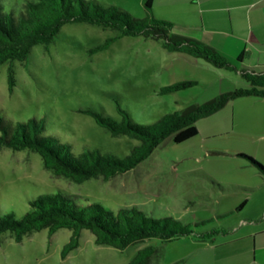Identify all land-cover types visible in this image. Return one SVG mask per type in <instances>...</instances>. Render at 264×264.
Instances as JSON below:
<instances>
[{"label":"rangeland","instance_id":"obj_1","mask_svg":"<svg viewBox=\"0 0 264 264\" xmlns=\"http://www.w3.org/2000/svg\"><path fill=\"white\" fill-rule=\"evenodd\" d=\"M23 1L1 0L7 10L16 11ZM94 1L137 18L171 22L170 32L186 36L196 32L202 7L215 2L152 0L146 7L145 0ZM118 33L85 21L64 23L47 46L36 44L25 61L13 62L12 91L7 87L9 63H1L0 116L12 123L43 118L45 133L69 142L75 153L99 149L124 156L139 141L112 135L81 110L119 121V105L133 121L148 124L232 90L236 79L247 86L235 71L168 50L162 39L123 35L105 49L88 51ZM177 81L192 83L160 92ZM244 107L243 117L253 128L209 138L197 133L181 142L166 137L147 158L109 180L91 177L77 183L52 174L34 151L0 147V214L20 217L38 194L62 191L80 204L100 202L114 210L135 205L150 216L173 217L189 230L171 240L149 238L117 249L95 244L93 233L82 229L78 247L64 258L68 228L50 236L43 228L19 241L7 231L0 235V264H127L145 245L154 247L148 264H251L255 249L257 256H262L259 249L264 255V178L238 153L264 165V112L260 104Z\"/></svg>","mask_w":264,"mask_h":264},{"label":"trees","instance_id":"obj_2","mask_svg":"<svg viewBox=\"0 0 264 264\" xmlns=\"http://www.w3.org/2000/svg\"><path fill=\"white\" fill-rule=\"evenodd\" d=\"M152 0H145L150 7ZM85 21L118 30V35L106 38L88 49L95 53L107 48L123 35H143L162 39L168 50L202 58L214 67L238 71L247 86L235 87L220 93L202 104H192L181 111L168 112L154 122L133 121L128 112L117 105L119 121L93 109H83L112 135L126 134L139 141L124 156L99 149L79 153L71 144L53 134L45 133L43 118L31 117L25 121L7 122L0 116V147L13 150L28 149L38 153L43 166L56 176L80 183L91 177L109 180L135 167L147 158L166 137L175 142L184 141L198 133L196 121L222 108L228 101L241 96L264 98V70L239 68L219 50L201 40L170 32L173 24L154 18H137L114 5H102L94 0H24L19 10H7L0 0V64L8 62L7 87L15 85L13 62L25 61L36 44L47 46L66 22ZM240 57L237 58V61ZM192 81H177L160 88V92L178 90ZM256 167L264 177V165L253 157L238 153ZM29 209L20 217L13 212L0 214V235L11 232L16 241L22 236L46 228L52 235L60 228H68L71 235L61 249L64 258L78 247L82 229L90 230L95 244H106L124 249L130 244L149 238L171 240L189 233L186 226L170 216H150L135 205L114 210L100 202L80 204L74 196L62 191L40 193L29 201ZM154 252L152 245L138 248L127 264H148Z\"/></svg>","mask_w":264,"mask_h":264},{"label":"crops","instance_id":"obj_3","mask_svg":"<svg viewBox=\"0 0 264 264\" xmlns=\"http://www.w3.org/2000/svg\"><path fill=\"white\" fill-rule=\"evenodd\" d=\"M194 28L196 32L190 37L213 46L232 62L236 61L239 68L264 70V0H215L202 7L200 22H196ZM234 85L239 87L240 80L236 79ZM247 104H260L264 112V98L237 97L212 114L199 118L196 121L198 133L209 138L227 135L241 127L253 128L254 124L243 117ZM259 250L262 256H257L255 249L251 264L264 263L263 249Z\"/></svg>","mask_w":264,"mask_h":264}]
</instances>
